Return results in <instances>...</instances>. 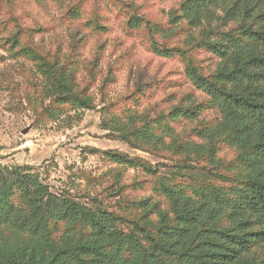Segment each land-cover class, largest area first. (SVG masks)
Returning a JSON list of instances; mask_svg holds the SVG:
<instances>
[{
  "label": "rangeland",
  "instance_id": "374dc122",
  "mask_svg": "<svg viewBox=\"0 0 264 264\" xmlns=\"http://www.w3.org/2000/svg\"><path fill=\"white\" fill-rule=\"evenodd\" d=\"M184 1L0 0V167L29 171L96 214L114 212L126 231L133 221L158 226L163 213L173 220L169 189L247 192L248 163L224 125L229 86L209 43L264 32V7L232 20L222 7L194 28ZM12 200L28 206L21 190ZM46 223L49 245L90 231ZM253 231L262 262L264 224Z\"/></svg>",
  "mask_w": 264,
  "mask_h": 264
},
{
  "label": "trees",
  "instance_id": "16d2710c",
  "mask_svg": "<svg viewBox=\"0 0 264 264\" xmlns=\"http://www.w3.org/2000/svg\"><path fill=\"white\" fill-rule=\"evenodd\" d=\"M222 7L225 20L251 18L264 0H185L180 11L199 28ZM249 37L209 43L221 59L216 76L229 86L224 125L248 163L247 192L211 184L194 196L169 189L173 220L163 213L158 226L133 221L126 231L117 223L126 220L114 212L96 214L61 200L29 171L0 167V264H44L50 253L49 264H264L252 253L259 240L253 228L264 224V32ZM16 189L26 208L13 202ZM234 192L235 201L229 198ZM48 218L83 222L90 231L75 244L68 237L49 245ZM22 235L28 240H11Z\"/></svg>",
  "mask_w": 264,
  "mask_h": 264
},
{
  "label": "clouds",
  "instance_id": "9594fccd",
  "mask_svg": "<svg viewBox=\"0 0 264 264\" xmlns=\"http://www.w3.org/2000/svg\"><path fill=\"white\" fill-rule=\"evenodd\" d=\"M32 144V141H26V145H31Z\"/></svg>",
  "mask_w": 264,
  "mask_h": 264
}]
</instances>
